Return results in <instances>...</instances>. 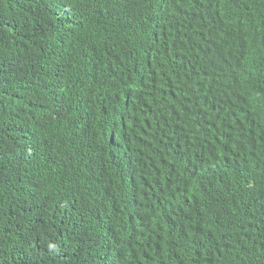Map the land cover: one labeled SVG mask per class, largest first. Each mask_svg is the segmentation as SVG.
I'll use <instances>...</instances> for the list:
<instances>
[{"label": "trees", "instance_id": "1", "mask_svg": "<svg viewBox=\"0 0 264 264\" xmlns=\"http://www.w3.org/2000/svg\"><path fill=\"white\" fill-rule=\"evenodd\" d=\"M0 264H264V0H0Z\"/></svg>", "mask_w": 264, "mask_h": 264}, {"label": "bare ground", "instance_id": "2", "mask_svg": "<svg viewBox=\"0 0 264 264\" xmlns=\"http://www.w3.org/2000/svg\"><path fill=\"white\" fill-rule=\"evenodd\" d=\"M130 177V176H129Z\"/></svg>", "mask_w": 264, "mask_h": 264}]
</instances>
